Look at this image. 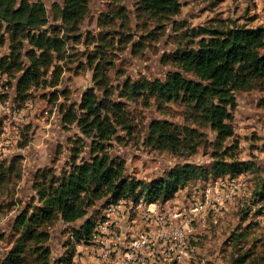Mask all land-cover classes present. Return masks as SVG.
I'll list each match as a JSON object with an SVG mask.
<instances>
[{"label": "trees", "instance_id": "16d2710c", "mask_svg": "<svg viewBox=\"0 0 264 264\" xmlns=\"http://www.w3.org/2000/svg\"><path fill=\"white\" fill-rule=\"evenodd\" d=\"M89 4L90 0L56 2L50 20L43 0H0V44L6 38L10 41L9 53L0 57V71L17 78L19 99L26 100L33 86L47 84L49 73L52 79L47 85L59 83L62 62L67 58V42L79 38L74 33L79 32ZM141 4L158 15L180 10L179 0H141ZM188 32L190 44L179 47L173 56L178 70L170 71L165 79H129L122 86L121 95L128 99L153 97L159 102L186 100L189 119L216 133L209 167L185 160L150 181L128 176L125 161L113 157L98 139L111 140L117 125L128 130L131 123L122 115L121 101L100 97L96 86H90L78 109H67L65 120L77 121L86 135L96 137L93 152L77 161L81 153L78 151L61 171L53 166L37 171L33 183L35 196L16 215L12 246L0 264H70L76 245L91 237L97 216L88 215L98 202L104 206L122 196L167 201L190 181L206 180L211 174L215 178L237 176L254 167L250 160L238 158L240 142L233 119L238 106L237 91L251 90L264 81V25L232 21L198 25ZM90 58L96 62L95 83L102 85L107 60L102 55ZM148 140L157 148L188 157L198 152L204 134L196 125L156 119L151 122ZM20 161L22 157L17 155L8 163L0 162V181H11L14 175L19 181ZM255 193V198L264 196V178ZM79 220L84 221L77 225ZM59 221L68 224L73 241L69 242L67 255L53 262L50 240L52 227ZM246 236V231H234L229 240L239 242ZM248 258V254H242L235 261L244 264Z\"/></svg>", "mask_w": 264, "mask_h": 264}, {"label": "rangeland", "instance_id": "374dc122", "mask_svg": "<svg viewBox=\"0 0 264 264\" xmlns=\"http://www.w3.org/2000/svg\"><path fill=\"white\" fill-rule=\"evenodd\" d=\"M43 1L52 20L54 3L63 0ZM179 3L178 13L158 15L142 6L141 0H90L80 30L74 33L79 38L67 42V58L62 62L59 83L47 85L52 79L49 73L47 84L33 86L26 100L18 98L17 78L0 71L1 100H11L12 113L17 115V120L23 119L18 132L22 141L16 143L17 150L10 156L0 157V162L6 163L14 156L22 157L21 179L16 182L14 175L11 181H0V259L5 258L12 246L16 215L33 201L37 171L48 166L61 171L79 154L78 151L81 153L77 161L90 157L93 152L96 137L86 135L77 121L65 120L67 109H78L84 91L90 86H96L100 97L121 101L122 115L131 123L128 130L117 125L111 140L98 139L113 157L125 161L128 176L150 181L185 160L209 167L216 133L189 119L186 100L159 102L153 97L146 100L143 96L128 99L121 95V89L129 79H165L170 71L178 70L173 56L179 47L190 44L188 31L192 27L232 21L248 26L264 25V0H179ZM9 43L6 38L0 44V57L9 53ZM99 51L104 52L99 54ZM93 55L99 58L102 55L107 60L102 85L94 80L96 62L90 58ZM236 95L238 106L233 123L240 142L238 158L254 163L252 169L244 172L247 194L218 219L211 212L207 215L205 225L193 238L191 264H239L235 259L242 254L249 255L244 264H264V196L254 197L256 187L264 178V81L251 90L237 91ZM27 101H32L33 105H26ZM156 119L170 120L178 125H196L204 134L198 152L181 156L149 142V128ZM17 120L15 123L10 120L11 132L2 127L4 122L0 120V136L5 132L10 136L16 134L13 124ZM209 177L190 181L188 189L183 188L185 190L179 192L177 200L198 195L208 182L216 179L213 174ZM105 206L98 202L88 216L95 214L98 218ZM234 231H246L248 236L239 242L229 240ZM70 241L72 243L73 238L68 224L55 223L50 240L53 262L67 255Z\"/></svg>", "mask_w": 264, "mask_h": 264}, {"label": "built area", "instance_id": "2783aa9c", "mask_svg": "<svg viewBox=\"0 0 264 264\" xmlns=\"http://www.w3.org/2000/svg\"><path fill=\"white\" fill-rule=\"evenodd\" d=\"M2 91L0 85V120L8 118L10 123L17 115L11 111V100H1ZM26 105L33 103L27 101ZM4 129L7 131V126ZM16 129V134L8 137L15 143L21 139L20 127ZM246 194L242 173L219 176L198 195L183 201L173 197L149 202L144 196H122L104 207L90 239L77 244L70 264H190L198 224L206 222L210 212L218 219Z\"/></svg>", "mask_w": 264, "mask_h": 264}, {"label": "crops", "instance_id": "0c3cea01", "mask_svg": "<svg viewBox=\"0 0 264 264\" xmlns=\"http://www.w3.org/2000/svg\"><path fill=\"white\" fill-rule=\"evenodd\" d=\"M17 119H15V120H17ZM3 122L4 123H3V126L2 127L5 128L7 126L8 132H11L12 129H10L9 125L12 123V121H10V123H9L8 118H7V120H3ZM13 122L15 123L14 120H13ZM21 122H23V119L20 117V119L16 121V124H13V127L15 125L18 126V127H22L23 126V123H21ZM16 126H15V128H16ZM8 135H9V133H7L5 136L0 137V157L1 156H4V157L10 156L11 154H13L17 150V149H15L16 148L15 147L16 146V143L8 140ZM14 135L15 134L13 133V135L9 136V138L13 137ZM185 189H187V188H185ZM185 189H183V190H185ZM180 191H182V189L177 192L176 196L174 197L175 200L178 199L177 196H178V194H179ZM177 201H181V200H177ZM205 223L206 222H204L202 224L199 223L198 224V227H197V230L202 229L203 227L201 228V226L205 225Z\"/></svg>", "mask_w": 264, "mask_h": 264}]
</instances>
